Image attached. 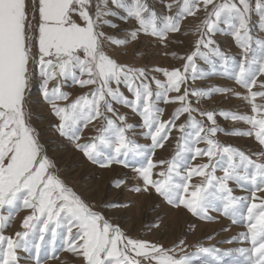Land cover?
<instances>
[{"label": "snow or ice", "instance_id": "obj_1", "mask_svg": "<svg viewBox=\"0 0 264 264\" xmlns=\"http://www.w3.org/2000/svg\"><path fill=\"white\" fill-rule=\"evenodd\" d=\"M218 35L233 38L238 59ZM181 36L193 38L183 54L172 47ZM155 46L179 64L135 62ZM211 77L230 84L193 86ZM217 95L245 111L201 106ZM162 104L174 106L168 118ZM43 105L55 148L37 123ZM68 145L99 170L127 169L114 187L129 199L97 206L78 191L56 154ZM166 145L171 156L157 158ZM141 197L154 200L148 231L169 210L242 230L216 244L133 236L117 217ZM20 252L34 264L60 252L79 264H264V0H0V264H20Z\"/></svg>", "mask_w": 264, "mask_h": 264}, {"label": "rangeland", "instance_id": "obj_2", "mask_svg": "<svg viewBox=\"0 0 264 264\" xmlns=\"http://www.w3.org/2000/svg\"><path fill=\"white\" fill-rule=\"evenodd\" d=\"M186 27H190L189 22H185ZM183 40L182 44H174L173 50L180 54L190 51L192 46V37H179ZM217 43L230 55L239 58L240 49L235 44L231 36L218 35ZM159 53V54H157ZM126 60L132 62L131 51L129 55L125 57ZM136 63L148 65H163L170 66L173 63L179 64V61H173L170 56H165L160 51L158 46L150 47L149 54L146 57H137ZM200 63V62H198ZM201 66L207 69V65ZM230 82L226 81L222 77H211L204 81H197L194 87H208L210 85H228ZM65 91L73 92V94H79L81 89L74 86L65 87ZM35 94V90H34ZM128 93L126 92V95ZM214 102V103H211ZM203 108H223L225 110H239L241 112L245 109L241 106L239 100L235 98L228 100L219 95L215 96L211 100H206L201 105ZM161 107L165 109V117L174 111V106L164 105ZM121 111L129 113V122L139 123V118L132 114L128 109L121 108ZM36 114L40 117L37 123L41 126L44 132L45 140L53 141L50 147L55 148L57 137L55 133L49 127V121L53 118L50 116L47 106H37ZM221 127L225 129H231L234 127L246 128V125L241 123L234 124L232 121H226L222 118H217ZM89 130H85V135H88ZM219 138L228 144H232L236 147L242 148L246 151L256 149L258 145L252 138L245 137H233L220 134ZM141 143H145L141 137H136ZM173 152L172 145H166L165 149L157 150V158H169ZM61 157V168L63 174L70 180V183L78 190L85 193L86 198L91 200L97 206L107 203L113 200L125 201L129 199L127 193L123 192L121 189L114 187V182L128 173L127 169H123L120 166H114L113 169L109 170H99L95 166L88 164L79 153H76L70 145L62 147L56 153ZM130 176V173H128ZM154 203L153 199H148L146 197H141L136 204L130 210H126L124 213L119 214L117 217L118 222L126 228L133 236H142L146 239L159 240L165 245H171L173 242L180 238L186 240L188 244H193L196 241H204L207 243V237L209 235H215V239L211 243L216 244L217 242L225 241L232 236L236 235L242 229L237 226H231V231L224 232L222 229L230 225V221L224 218H220L218 222H204L198 221L193 217L188 216L186 213L169 210L167 216L164 218L161 229L148 231L145 225L155 218L156 213L153 212L152 205ZM25 215L24 211H21L12 222L11 227L5 233L11 234L19 230V223L22 217ZM194 225V230L191 226ZM221 248H229L234 245H229L226 243H220L218 245ZM191 251V249H189ZM21 259L20 264H34V260L29 258L28 253L20 252ZM48 264H79V260L73 257L70 253L60 252L59 259H50Z\"/></svg>", "mask_w": 264, "mask_h": 264}, {"label": "bare ground", "instance_id": "obj_3", "mask_svg": "<svg viewBox=\"0 0 264 264\" xmlns=\"http://www.w3.org/2000/svg\"><path fill=\"white\" fill-rule=\"evenodd\" d=\"M211 103H214V102H211ZM215 104V103H214Z\"/></svg>", "mask_w": 264, "mask_h": 264}]
</instances>
